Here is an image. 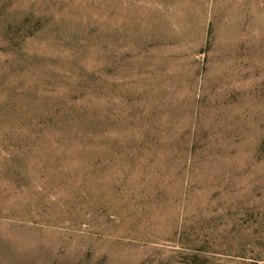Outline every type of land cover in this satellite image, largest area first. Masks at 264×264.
Wrapping results in <instances>:
<instances>
[{"label":"rangeland","instance_id":"374dc122","mask_svg":"<svg viewBox=\"0 0 264 264\" xmlns=\"http://www.w3.org/2000/svg\"><path fill=\"white\" fill-rule=\"evenodd\" d=\"M0 264H264V0H0Z\"/></svg>","mask_w":264,"mask_h":264}]
</instances>
